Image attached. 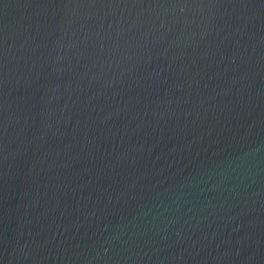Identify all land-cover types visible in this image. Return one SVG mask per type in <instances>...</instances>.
<instances>
[{
	"label": "water",
	"instance_id": "95a60500",
	"mask_svg": "<svg viewBox=\"0 0 264 264\" xmlns=\"http://www.w3.org/2000/svg\"><path fill=\"white\" fill-rule=\"evenodd\" d=\"M0 264H264V0H0Z\"/></svg>",
	"mask_w": 264,
	"mask_h": 264
}]
</instances>
